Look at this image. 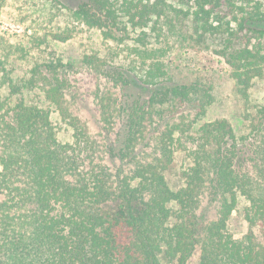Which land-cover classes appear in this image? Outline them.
<instances>
[{
	"label": "trees",
	"instance_id": "trees-1",
	"mask_svg": "<svg viewBox=\"0 0 264 264\" xmlns=\"http://www.w3.org/2000/svg\"><path fill=\"white\" fill-rule=\"evenodd\" d=\"M125 2L142 29L180 10ZM232 5L195 0L186 14L195 33L214 34ZM75 15L109 37L122 29L112 0H85ZM246 20L222 51L244 96L264 74V27ZM146 50L139 74L83 57L97 130L69 76L73 63L54 57L16 77L0 57V264H190L196 253L198 264H264V103L241 137L226 118L203 121L211 88L170 83L165 62ZM35 90L47 105L29 97ZM54 113L72 140L61 139ZM178 151L189 164L175 188L167 173ZM241 199L249 230L237 239L229 222Z\"/></svg>",
	"mask_w": 264,
	"mask_h": 264
},
{
	"label": "rangeland",
	"instance_id": "rangeland-1",
	"mask_svg": "<svg viewBox=\"0 0 264 264\" xmlns=\"http://www.w3.org/2000/svg\"><path fill=\"white\" fill-rule=\"evenodd\" d=\"M84 1L0 0V57L5 60L10 74L26 76L35 63L54 57H61L64 63H73L69 76L78 89L83 115L97 130L98 116L90 97L93 85L83 65V57L96 54L107 61L108 67L115 64L124 67L125 71L139 74L143 67L139 52L144 54L149 49L156 51L165 62L170 83H196L202 88H211L213 102L203 121L226 118L239 137L250 132L251 123L257 119V109L264 103V74L254 79L249 95L244 96L231 76L222 51L231 45L227 41L232 37L229 33L238 28L239 21L246 18L249 24L264 27V21H254L256 17L264 18V0H231L232 7L220 11L219 16L223 18L215 20L217 25H221V31L204 35L195 33L191 17L186 14L194 10L192 5L195 0H167L180 10L168 7L161 17L152 16L149 25L143 29L129 21L125 0H112L123 20L122 29L116 30L113 37L76 17L75 10ZM124 21L126 30L123 29ZM18 24L23 27L22 32L4 28V25ZM143 32L147 33L145 37ZM57 34L68 39L61 40L56 37ZM237 42L234 44L238 45ZM146 59L150 61L149 57ZM134 87L132 82L129 91L131 88L134 91ZM29 97L40 105H47L44 96L37 90L30 92ZM53 118L58 123L61 139L72 140L57 113ZM188 164L185 153L178 151L167 173L173 187L178 188L183 183L182 172ZM246 203L245 199H241L240 208L229 222V231L237 239L249 230V223L242 213ZM198 260L199 253H196L190 264H198Z\"/></svg>",
	"mask_w": 264,
	"mask_h": 264
},
{
	"label": "built area",
	"instance_id": "built-area-1",
	"mask_svg": "<svg viewBox=\"0 0 264 264\" xmlns=\"http://www.w3.org/2000/svg\"><path fill=\"white\" fill-rule=\"evenodd\" d=\"M4 28L10 29L11 31L22 32L24 29L21 25H4Z\"/></svg>",
	"mask_w": 264,
	"mask_h": 264
}]
</instances>
